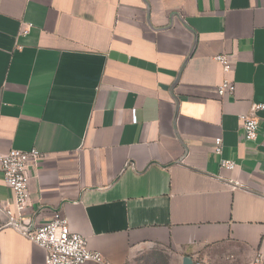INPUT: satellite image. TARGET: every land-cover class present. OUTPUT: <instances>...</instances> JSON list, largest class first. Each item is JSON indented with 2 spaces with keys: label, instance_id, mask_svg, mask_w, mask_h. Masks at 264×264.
I'll return each mask as SVG.
<instances>
[{
  "label": "crops",
  "instance_id": "0c3cea01",
  "mask_svg": "<svg viewBox=\"0 0 264 264\" xmlns=\"http://www.w3.org/2000/svg\"><path fill=\"white\" fill-rule=\"evenodd\" d=\"M258 103L264 0H0V155L40 152L21 219L66 216L104 258L81 264H264ZM45 258L0 215V264Z\"/></svg>",
  "mask_w": 264,
  "mask_h": 264
},
{
  "label": "built area",
  "instance_id": "2783aa9c",
  "mask_svg": "<svg viewBox=\"0 0 264 264\" xmlns=\"http://www.w3.org/2000/svg\"><path fill=\"white\" fill-rule=\"evenodd\" d=\"M31 26V23L23 24L20 34H26ZM215 59L224 72L231 70L227 54H217ZM217 90L220 96L232 93L234 84L224 78L217 86ZM262 108H264V104H254L249 112L239 115L245 139L254 140L256 138L258 117L255 112ZM221 144V138H215L214 151L216 153L221 152ZM39 157L40 152L36 148L29 150L11 148L5 154L0 155V170L3 181L11 189L15 208L14 213L7 205L0 203V215L3 217V224L15 228L29 240L42 247L46 252L45 264H81L86 261L103 263V256L100 252L89 248L87 238L69 228L66 216L56 212L49 222L40 226H33V224L21 219V213L28 206L29 173L33 167V162ZM221 166L232 169L235 163L232 160L222 159ZM196 264L204 263L198 262Z\"/></svg>",
  "mask_w": 264,
  "mask_h": 264
}]
</instances>
